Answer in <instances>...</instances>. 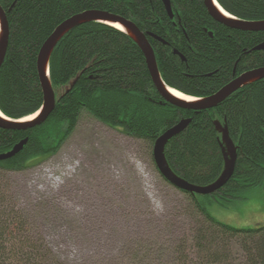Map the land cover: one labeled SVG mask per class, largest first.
Returning a JSON list of instances; mask_svg holds the SVG:
<instances>
[{"label": "trees", "instance_id": "obj_1", "mask_svg": "<svg viewBox=\"0 0 264 264\" xmlns=\"http://www.w3.org/2000/svg\"><path fill=\"white\" fill-rule=\"evenodd\" d=\"M171 2L173 18L162 0H0L10 32L0 69L1 111L18 120L40 110L45 95L37 68L39 50L68 17L91 9L136 22L154 49L165 84L189 96H211L245 71L264 67V32L217 22L203 0ZM218 2L240 20L264 21V0ZM53 51L49 62L56 107L46 122L28 130L0 128V153L29 139L19 154L0 161V169L31 168L58 153L83 110L152 145L187 118L192 122L169 141L165 154L179 176L206 186L224 168L215 121H226L238 145L234 175L212 194L180 190L199 222L193 237L199 264H230L234 244L243 253L242 260L236 258L232 264H264V222L238 227L218 220L208 207L229 208L248 200L254 189H264V78L238 89L213 109L197 111L164 100L142 48L120 29L94 21L81 23ZM9 246H14L11 239L0 233V264H9Z\"/></svg>", "mask_w": 264, "mask_h": 264}, {"label": "rangeland", "instance_id": "obj_2", "mask_svg": "<svg viewBox=\"0 0 264 264\" xmlns=\"http://www.w3.org/2000/svg\"><path fill=\"white\" fill-rule=\"evenodd\" d=\"M81 115L53 157L0 169V233L14 245L7 263L199 264V222L186 196L161 176L154 145L86 110ZM248 195L229 208L208 207L218 220L252 227L264 222V189ZM234 246L230 264L242 260Z\"/></svg>", "mask_w": 264, "mask_h": 264}, {"label": "water", "instance_id": "obj_3", "mask_svg": "<svg viewBox=\"0 0 264 264\" xmlns=\"http://www.w3.org/2000/svg\"><path fill=\"white\" fill-rule=\"evenodd\" d=\"M167 3L168 10H170V2L169 0H164ZM205 6L208 12L210 13L220 22L226 23L230 27H235L241 30L247 31H264V21H254L253 23H244L236 20H229L221 14V11L218 10V1L217 0H204ZM220 6V5H219ZM0 21H1V33H0V69L3 65V62L6 57V52L9 45V24L6 19L5 10L0 5ZM90 21H99L100 23H105L110 27H115L112 22L119 23L122 26H126L129 30V33L126 31L125 34L129 35L131 38H135L140 46L143 49L145 54V58H147L148 69H150L151 75L155 80L157 90L163 95L164 100L172 102L178 105L180 108L186 109H194V110H203L204 108H212L220 103L219 98L217 97H208L206 99L195 98L196 101H188V100H180L175 97L170 90L167 89L165 85L161 83V79H159L158 75V64L156 61V57L154 56V49L151 47L149 41L146 36L140 31L139 27L135 24V22L126 18L125 16H120L115 13H110L104 10H89L83 13L75 14L73 16L68 17L63 23L58 25L55 32L46 40V43L41 47L38 57H37V68L38 73L40 74V81L43 87L44 102L42 107L39 110L37 116L29 121H22L21 119L18 121L11 120L6 118L0 112V127L3 129H13V130H27L29 127H33L36 125H40L41 123L47 121L51 115V113L55 109L56 105V95L53 89V84L51 83V73H50V57L53 53V49L58 44L59 39L62 38L65 34H67L72 28L79 26L81 23H86ZM111 22V23H106ZM118 29V27H115ZM119 30V29H118ZM239 79H235L233 82L228 83L227 86L224 87L221 95H231L235 90L241 88L246 83L253 81L257 75L264 77V69H255V71L245 72ZM72 82L69 88H71ZM68 88V89H69ZM190 120L187 118L181 119V121L167 129L160 135V137L156 140L155 146L153 149V156L155 160L156 166L158 169L173 186L180 188L181 190H187L193 194H209L216 192L217 189L224 187L225 184L229 181V179L234 175V170L236 167V161L238 159L237 146L235 142L232 140L230 136V130H228V125L226 122H222L219 119L215 121L216 130L220 133V142L222 146V152L224 153V163L225 167L221 173V175L217 178V180L211 184L206 186L194 185L187 181L185 178L179 176L169 165L167 155L165 154L167 145L169 141L181 134V132L188 126ZM28 142L27 138L21 141L18 145H16L9 153L0 154L1 159H8L13 155L20 152L23 146Z\"/></svg>", "mask_w": 264, "mask_h": 264}, {"label": "bare ground", "instance_id": "obj_4", "mask_svg": "<svg viewBox=\"0 0 264 264\" xmlns=\"http://www.w3.org/2000/svg\"><path fill=\"white\" fill-rule=\"evenodd\" d=\"M204 1V0H203ZM162 2L165 4V8L167 9V12L170 14V16L173 18L174 17V13H173V11H172V2H171V0H169V2H170V10H168V6H167V3L164 1V0H162ZM204 3H205V1H204ZM218 10L219 11H221V14L223 15V17H225V18H227V19H229V20H236V21H240V22H244V23H253V22H250V21H244V20H240V19H238L237 17H235L234 15H232V14H230V13H228L227 11H225L224 9H223V7L220 5H218ZM97 11H100V10H97ZM86 12V11H85ZM210 12V11H209ZM211 14V13H210ZM212 15V14H211ZM212 17L217 21V22H220V21H218L213 15H212ZM7 19V18H6ZM94 22H99V21H94ZM100 23V22H99ZM106 23H111V22H106ZM221 23V22H220ZM223 24H225L226 26H228L226 23H224V22H222ZM8 24H9V22H8ZM111 24H113L115 27H118V29H120L121 31H126V32H128L129 33V30L126 28V26H122L121 24H119V23H115V22H112ZM228 27H230V26H228ZM230 28H235V27H230ZM140 29V28H139ZM236 29H238V28H236ZM239 30H241V29H239ZM241 31H243V30H241ZM244 31H247V30H244ZM252 32V31H251ZM260 32H264V31H260ZM0 33H1V21H0ZM143 33V32H142ZM144 36H146L145 34H144ZM146 38H147V36H146ZM135 39V38H134ZM136 40V39H135ZM147 40H148V38H147ZM137 41V40H136ZM149 41V40H148ZM138 42V41H137ZM138 44H139V42H138ZM9 46V45H8ZM139 46H140V44H139ZM141 47V46H140ZM142 48V47H141ZM143 50V49H142ZM145 55V54H144ZM154 56H155V52H154ZM156 57V56H155ZM156 61H157V57H156ZM148 65V64H147ZM157 68H158V66H157ZM263 69H264V67H263ZM150 74H151V72H150ZM158 75H159V79H161V83L163 84V85H165L166 87H167V85L165 84V82H164V80L161 78V75H160V70H159V68H158ZM242 76H244L243 74L240 76V77H237V78H235V79H239V78H241ZM151 77H152V75H151ZM262 78H264V77H261L260 75H257L256 76V78L253 80V81H250V83H248V84H251V83H254V82H256V80H259V79H262ZM152 79H153V77H152ZM234 79V80H235ZM153 81H154V84H155V86H156V83H155V80L153 79ZM233 82V81H232ZM247 85V84H246ZM225 86H227V85H225ZM224 86V87H225ZM156 88H157V86H156ZM167 89L168 90H170L171 91V93L175 96V97H177L178 99H182V100H188V101H190V102H192V101H196V99H195V97H193V96H189V95H187V94H185L184 92H182L181 90L179 91V90H177V89H174V88H172V87H167ZM224 89V88H223ZM223 89H221L220 91H218V92H216V93H214L213 95H211V96H208V97H217V98H219V100H220V103L218 104V105H220L221 103H223L224 102V100H226L227 99V97H229L230 95H228V96H226V95H221L220 93L222 92V90ZM234 93V92H233ZM232 93V94H233ZM163 96V95H162ZM208 97H205V98H202V99H206V98H208ZM164 98V97H163ZM169 103H172V102H169ZM172 104H174V103H172ZM174 105H176V104H174ZM218 105H216V106H214V107H217ZM176 106H178V105H176ZM179 107V106H178ZM214 107H212V108H204L203 110H208V109H213ZM203 110H197V111H203ZM37 116V114H35V115H31V116H29V117H25V118H23V119H21L22 121H29V120H31V119H33V118H35ZM188 120H190V123L192 122L191 121V119H188ZM189 123V124H190ZM189 124H188V126H189ZM156 142V141H155ZM155 144V143H154ZM155 146V145H154ZM154 148V147H153ZM1 154V153H0ZM214 193V192H213ZM209 194H212V193H209ZM200 195H204V194H200ZM207 195V194H206Z\"/></svg>", "mask_w": 264, "mask_h": 264}]
</instances>
